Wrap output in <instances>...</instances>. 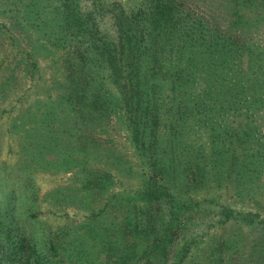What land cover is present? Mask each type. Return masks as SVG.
Returning a JSON list of instances; mask_svg holds the SVG:
<instances>
[{
  "label": "trees",
  "instance_id": "16d2710c",
  "mask_svg": "<svg viewBox=\"0 0 264 264\" xmlns=\"http://www.w3.org/2000/svg\"><path fill=\"white\" fill-rule=\"evenodd\" d=\"M232 2L224 16L204 17L182 0H0L13 29L37 30L41 40L15 65L36 68L35 50L62 62L48 80L57 93L45 98L44 111L62 102L63 123L79 125V150L86 159L98 152L102 162L86 187L110 192L103 208H122V232L145 244L138 255L136 246L118 247L116 264L146 258L166 264L164 252L184 227L178 225L184 213L212 206L222 191H237L240 184L252 187L264 174V145L257 139L264 136V47L257 41L264 0ZM106 19L112 33L101 28ZM0 28L1 34L11 30L6 23ZM108 122L125 134L135 169L99 147L94 135L107 133ZM113 170L123 174L118 185L133 176L140 187L113 195ZM140 200L145 220L135 209ZM158 210L165 221L157 220ZM218 214L219 224L241 219L258 229L246 264L264 259V247L256 246H264L258 213L241 215L220 205ZM226 242L208 246L202 264H229ZM187 243L171 264H190L194 243Z\"/></svg>",
  "mask_w": 264,
  "mask_h": 264
},
{
  "label": "rangeland",
  "instance_id": "374dc122",
  "mask_svg": "<svg viewBox=\"0 0 264 264\" xmlns=\"http://www.w3.org/2000/svg\"><path fill=\"white\" fill-rule=\"evenodd\" d=\"M182 1L204 17L224 16L231 7H235L232 0ZM2 11L0 6V26L6 23L11 30L8 34L0 32L1 264H116L114 257L120 256L117 249L125 245L136 246L138 255L143 252L145 244L130 233L122 232V208H103L108 201L105 197L110 192L90 188V185L86 187V181L102 168V162L96 157L98 152L93 154L94 158L90 156L88 159L81 153L77 146L79 125L63 123L61 116L64 112H59L62 102L55 108L51 107V112H58L56 118L53 114L48 115L51 112L44 111L45 98L57 93L49 88L48 80L52 79L53 72L62 69V62L54 61L50 51L35 50L36 68L31 70L24 64L18 68L15 63L21 54H30L31 47L40 44V36L37 30L30 32L24 29L20 33L13 29V21ZM211 19L221 22L220 18ZM101 28L112 33L108 19L101 22ZM259 30L257 41L264 47V31ZM45 47L48 48L49 44L45 43ZM54 56L58 58L59 53ZM29 72L33 76H29ZM107 125V133L96 130L94 135L95 140L100 141L99 147L103 150L111 148L123 158L122 161H127V165L135 169L137 159L125 134L112 122ZM257 139L264 145L263 135ZM112 173L118 180L111 186L113 195L123 189L140 187V182L133 176L126 178L120 186L118 177L123 174L116 170ZM253 182L252 187L240 184L237 191H222L224 196L212 206L203 205L184 213L178 221V225L182 223L184 227L171 236L170 247L164 252L165 263H174L179 250L188 242L194 243L189 254L190 264H202L203 251L211 244L227 239L224 245L227 247L225 255L231 256L229 264H246L247 252L259 230L254 231L253 225L241 219L232 218L219 224L221 216L218 211L220 205H224L241 215L258 213L260 216L254 219L264 221V174ZM114 202L115 199L110 204ZM144 203L146 205L142 200L136 202L138 206L135 209L140 208L139 220L146 218L141 210ZM151 206L157 209L156 204ZM158 212L157 220L165 221V214ZM187 219L190 220L185 221ZM261 232L264 233V228ZM262 245L256 243L257 247H264ZM258 260L261 261L256 264H264V259ZM151 261L152 258L149 262L146 258L139 263L151 264ZM127 264L135 262L130 260Z\"/></svg>",
  "mask_w": 264,
  "mask_h": 264
}]
</instances>
